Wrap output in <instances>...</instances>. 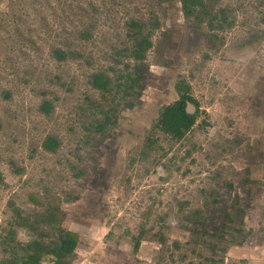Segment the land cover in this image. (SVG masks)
Instances as JSON below:
<instances>
[{
  "label": "rangeland",
  "instance_id": "obj_1",
  "mask_svg": "<svg viewBox=\"0 0 264 264\" xmlns=\"http://www.w3.org/2000/svg\"><path fill=\"white\" fill-rule=\"evenodd\" d=\"M206 4L0 0V240L20 210L14 248L60 226L65 264H264V0ZM180 79L176 141L156 123Z\"/></svg>",
  "mask_w": 264,
  "mask_h": 264
},
{
  "label": "trees",
  "instance_id": "obj_2",
  "mask_svg": "<svg viewBox=\"0 0 264 264\" xmlns=\"http://www.w3.org/2000/svg\"><path fill=\"white\" fill-rule=\"evenodd\" d=\"M180 2L183 14L186 17L195 16L197 19L202 20L203 17L210 13L206 0H180ZM199 9L200 11H198ZM132 26L140 27L136 23H132ZM150 47L151 41L149 38L143 37L137 40L134 48L136 57L139 59L144 58L145 51ZM59 58H64V55L60 53ZM92 84L98 89L105 90L108 87L109 81L104 75L96 74L93 76ZM175 90L178 93V98L161 109L156 125L163 133L176 141H180L196 123L198 104L191 97L189 92L190 87L184 79H180L175 84ZM189 103L196 107L195 114L188 113L187 106ZM43 109L45 112H49L50 105L45 103ZM108 118L100 125L101 128L106 126ZM44 146L47 149L53 150L57 147V141L53 137H48ZM15 215V221L9 222V228L2 235L3 239L0 240L5 246L3 250L8 252L10 257L1 259L0 264H65L66 258L74 252L77 246L78 235L76 233L53 225V228L56 230L55 239L45 242L39 237L30 238L26 245L20 247V254L14 248V243H16L15 225L34 226L30 224L27 217L22 216L20 210H16Z\"/></svg>",
  "mask_w": 264,
  "mask_h": 264
},
{
  "label": "water",
  "instance_id": "obj_3",
  "mask_svg": "<svg viewBox=\"0 0 264 264\" xmlns=\"http://www.w3.org/2000/svg\"><path fill=\"white\" fill-rule=\"evenodd\" d=\"M194 105L193 104H191V103H189L188 104V106H187V111H188V113H194Z\"/></svg>",
  "mask_w": 264,
  "mask_h": 264
}]
</instances>
